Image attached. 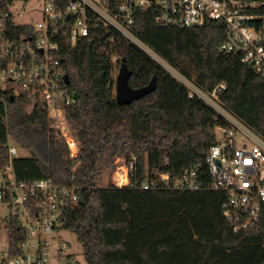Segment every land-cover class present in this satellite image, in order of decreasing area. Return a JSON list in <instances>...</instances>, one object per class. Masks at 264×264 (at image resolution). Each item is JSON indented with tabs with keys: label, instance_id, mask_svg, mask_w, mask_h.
<instances>
[{
	"label": "trees",
	"instance_id": "1",
	"mask_svg": "<svg viewBox=\"0 0 264 264\" xmlns=\"http://www.w3.org/2000/svg\"><path fill=\"white\" fill-rule=\"evenodd\" d=\"M13 2L0 0V10ZM155 16L151 9L136 12L139 39L204 90L225 82L222 106L264 135V75L220 49L224 25L207 20L198 27L162 26ZM7 28L11 38L30 32L10 21ZM111 37L112 47L102 50ZM114 53L117 64L111 62ZM122 58L131 87L156 81L152 92L129 104L115 100L114 73ZM61 64L74 98L65 117L78 141L77 156H70L41 103L0 86V162L11 160L17 181L49 177L75 187L77 201L62 210L58 229L75 234L85 264H264V211L256 225L234 232L221 209L227 192L208 187L205 156L220 122L212 108L188 97L159 63L108 28L94 27L64 46ZM5 65L0 60V69ZM10 140L27 154L10 158ZM119 157L135 158L130 184L118 187L109 179L102 185ZM189 168L197 169L199 189L167 188L159 178L168 173L173 181ZM0 226L12 244L26 235L16 214Z\"/></svg>",
	"mask_w": 264,
	"mask_h": 264
},
{
	"label": "built area",
	"instance_id": "2",
	"mask_svg": "<svg viewBox=\"0 0 264 264\" xmlns=\"http://www.w3.org/2000/svg\"><path fill=\"white\" fill-rule=\"evenodd\" d=\"M17 1L25 3L14 0L0 10V60L6 62L0 77L24 91L31 102L43 105L71 157L77 156L79 145L65 117V108L74 98L64 86L62 49L88 36L94 27L108 28L159 63L185 87L188 97L202 100L215 111L214 119L220 122L205 156L208 187L227 192L221 209L234 232L256 225L264 211V135L222 106L220 96L226 90L225 82L204 90L195 78L184 76L143 43L133 27L140 9L154 10L155 20L162 26L189 28L217 20L225 28L220 49L264 75V0H43L42 18L35 24L16 21V15L23 16L22 11H11ZM9 21L29 27L30 32L11 38ZM114 42V38H107L101 49L112 47ZM119 60L117 54H112L113 64ZM8 153L11 158L17 150L8 144ZM134 166V157L127 161L117 158L112 169L113 184L129 185ZM159 178L165 187L174 189L196 190L202 184L196 168L184 169L173 181L168 173ZM76 201L75 187L55 184L49 177L17 181L11 160L0 162V224L16 214L26 233L15 244L9 239L2 243L0 264H82L74 254L64 252L69 244L57 236L62 210Z\"/></svg>",
	"mask_w": 264,
	"mask_h": 264
},
{
	"label": "rangeland",
	"instance_id": "3",
	"mask_svg": "<svg viewBox=\"0 0 264 264\" xmlns=\"http://www.w3.org/2000/svg\"><path fill=\"white\" fill-rule=\"evenodd\" d=\"M44 6L43 0H27L25 3L17 1L11 6V11L16 14L18 11L23 12V16H15L17 22H31L32 24H35L38 20L42 18V9ZM0 86L2 88H5L6 86L13 88L14 92L18 90V87L10 82H7L0 77ZM69 131L70 127L68 126ZM9 144L11 146H14L17 150V155H26L27 153L25 151H22L18 148V146L12 141H9ZM113 174L112 171H108L105 173L103 178L102 185H106L110 180H112ZM58 237L65 243L69 244L68 248L64 249L65 253H72L74 254L78 260L83 264L85 263L83 256H82V247L81 244L77 241L76 236L74 233H72L69 230L62 229L59 231ZM8 241V232L3 227L0 226V249L2 248V243H6ZM4 247V246H3Z\"/></svg>",
	"mask_w": 264,
	"mask_h": 264
},
{
	"label": "water",
	"instance_id": "4",
	"mask_svg": "<svg viewBox=\"0 0 264 264\" xmlns=\"http://www.w3.org/2000/svg\"><path fill=\"white\" fill-rule=\"evenodd\" d=\"M130 75L131 70L128 68L125 59L122 58L114 84L115 100L119 104H129L155 89V77H153L148 84L134 88L129 85ZM64 80L68 83L69 79L67 74L64 75Z\"/></svg>",
	"mask_w": 264,
	"mask_h": 264
}]
</instances>
